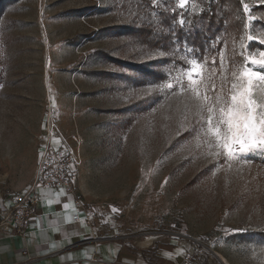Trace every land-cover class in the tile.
<instances>
[{"label":"rangeland","instance_id":"rangeland-1","mask_svg":"<svg viewBox=\"0 0 264 264\" xmlns=\"http://www.w3.org/2000/svg\"><path fill=\"white\" fill-rule=\"evenodd\" d=\"M198 11L199 0H0V184L25 191L49 144L71 160L68 191L94 237L138 264H160L165 247L170 264H264V154L217 156L195 132L189 93L162 87L199 58L176 22ZM248 15L205 58L223 53L237 71L259 59L258 41L241 48L245 30L264 31L259 19L245 29Z\"/></svg>","mask_w":264,"mask_h":264},{"label":"snow or ice","instance_id":"snow-or-ice-1","mask_svg":"<svg viewBox=\"0 0 264 264\" xmlns=\"http://www.w3.org/2000/svg\"><path fill=\"white\" fill-rule=\"evenodd\" d=\"M240 3L243 12L249 14L245 29L252 21H264V17H257L252 12L249 3L245 0H240ZM256 3L264 5V0H256ZM189 4L190 0H176V7L180 9H185ZM153 5L161 7V0H153ZM171 11L175 14V8ZM176 22L181 27L187 23L183 16ZM254 40L264 45V31L252 33L245 30L240 41L241 48L246 47L245 42ZM173 46L179 48L175 41ZM184 50L195 51L188 47ZM151 54L163 57L168 52L157 49ZM258 56L259 59L245 57L246 61L250 60V65L242 66L238 71L225 67L223 53H219V61L216 57H212L210 61L205 57H185L180 74L162 85L171 90L175 84L174 95L189 93L188 100L192 102L189 110L194 111L196 116L195 132L207 138L212 147L220 150L215 153L217 156L222 154L228 161L235 159L250 164L253 161L246 157L264 154V50ZM153 87L157 85L147 86L145 93ZM57 202L59 203V199Z\"/></svg>","mask_w":264,"mask_h":264},{"label":"crops","instance_id":"crops-1","mask_svg":"<svg viewBox=\"0 0 264 264\" xmlns=\"http://www.w3.org/2000/svg\"><path fill=\"white\" fill-rule=\"evenodd\" d=\"M68 190H39L40 201L25 235L0 233V264H138L137 256L129 254L120 242L94 237V228L84 221V212ZM19 192L0 184V214L10 209ZM76 214L80 221L73 220ZM168 250L165 247L159 251L160 264H170ZM29 258L34 260L28 262ZM94 258L99 262H93Z\"/></svg>","mask_w":264,"mask_h":264},{"label":"built area","instance_id":"built-area-1","mask_svg":"<svg viewBox=\"0 0 264 264\" xmlns=\"http://www.w3.org/2000/svg\"><path fill=\"white\" fill-rule=\"evenodd\" d=\"M69 166H71V160L68 159V154H65L63 151H57L47 144L43 149L33 183L25 191L16 194L10 209L0 214V233L24 236L28 229L30 219L39 204L40 189H72L73 183L67 173ZM73 220L80 221V215L76 214ZM33 260L29 258L28 262ZM91 260L95 263L99 262L96 258ZM180 264L197 263L192 261L190 256L186 255L182 258Z\"/></svg>","mask_w":264,"mask_h":264},{"label":"trees","instance_id":"trees-1","mask_svg":"<svg viewBox=\"0 0 264 264\" xmlns=\"http://www.w3.org/2000/svg\"><path fill=\"white\" fill-rule=\"evenodd\" d=\"M256 8L264 9V5ZM240 12H243L240 0H199V11L189 17L185 30L177 29V36L187 40L199 58L205 57L210 54L213 41L241 27ZM229 19L230 24L226 26ZM153 73L156 74L153 69L149 70L151 76L145 78L152 77Z\"/></svg>","mask_w":264,"mask_h":264},{"label":"bare ground","instance_id":"bare-ground-1","mask_svg":"<svg viewBox=\"0 0 264 264\" xmlns=\"http://www.w3.org/2000/svg\"><path fill=\"white\" fill-rule=\"evenodd\" d=\"M227 264V263H226Z\"/></svg>","mask_w":264,"mask_h":264}]
</instances>
